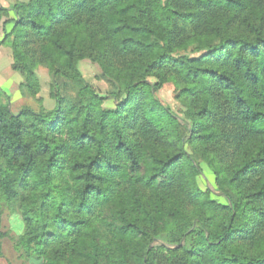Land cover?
I'll use <instances>...</instances> for the list:
<instances>
[{
    "label": "trees",
    "instance_id": "obj_1",
    "mask_svg": "<svg viewBox=\"0 0 264 264\" xmlns=\"http://www.w3.org/2000/svg\"><path fill=\"white\" fill-rule=\"evenodd\" d=\"M0 26L23 88L46 67L55 101L12 114L0 89V258L6 208L40 264H264V0H28Z\"/></svg>",
    "mask_w": 264,
    "mask_h": 264
},
{
    "label": "rangeland",
    "instance_id": "obj_2",
    "mask_svg": "<svg viewBox=\"0 0 264 264\" xmlns=\"http://www.w3.org/2000/svg\"><path fill=\"white\" fill-rule=\"evenodd\" d=\"M28 0H0L3 8L9 9L16 3H24ZM6 17L12 18V12H7ZM10 30V26L7 27ZM3 32L0 26V89L3 90L8 97V105L12 114L19 113L24 108H30L35 111L40 108L47 110L53 109L55 101L52 98V77L48 69L39 66L35 69V74L39 81V93L32 97L23 88L22 76L12 69L13 58L12 50L9 43H2ZM78 69L84 80L91 84L92 87L101 95H105L109 91L107 83L101 78V71L96 63L89 60H82L78 63ZM60 95L66 99L75 97V87L72 83L64 80L60 81ZM174 87L172 84H166L158 93L157 99L162 105L170 107L173 112L181 116L182 108L174 99ZM113 102L107 100L106 108H111ZM201 170L206 185L212 186V173L201 164ZM200 187L203 184L199 181ZM3 229L9 231V237L3 241V256L0 258V264H40L39 262L27 260L22 252L16 250L18 237L23 231V224L18 215L11 214L6 208L3 209Z\"/></svg>",
    "mask_w": 264,
    "mask_h": 264
}]
</instances>
